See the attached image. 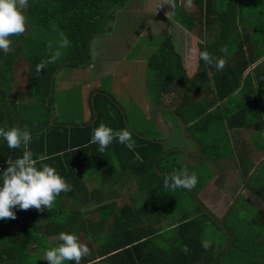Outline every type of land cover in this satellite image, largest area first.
Masks as SVG:
<instances>
[{
	"label": "trees",
	"instance_id": "1",
	"mask_svg": "<svg viewBox=\"0 0 264 264\" xmlns=\"http://www.w3.org/2000/svg\"><path fill=\"white\" fill-rule=\"evenodd\" d=\"M128 1L28 0V5L21 7L25 15V31L10 35L9 51H0V127L5 129L27 127L32 133V141L19 149H9L5 142L0 141V170L6 168L8 161L15 160L23 151L30 150L34 158L43 157L38 164L46 163L54 167L71 189L68 192H61L51 209H44L42 206L41 210L35 208L15 210V219H0V264H48L41 261L40 256L46 249L57 246L50 244L48 238L59 236L61 232L74 233L77 236L84 233L88 241L98 242V247L90 245L91 259L88 260V256H85L80 264H222L226 252L237 243L234 230L240 223H231L234 230H228L224 225L228 213L234 211L233 206L223 218V225L233 235V240L223 257L219 258L221 251L215 252L216 243L213 241L209 248L202 247V242L206 241L204 236L208 233L202 217L210 220L221 231L220 237L227 240V233L225 234L223 227L201 206L198 198L200 191L213 177L214 170L204 174L207 176L205 179L202 178V174L196 173L198 183L193 189L171 190L164 187V181L170 175L158 174L157 171L171 173L174 170L181 171L182 162H178V153L181 151H170L159 158L156 168L153 161L163 151V145L161 142L151 140L153 137L150 135L151 132L144 135L146 138L131 131L133 137L139 139V142L136 140L133 150L113 140V144L111 143L104 152H100L99 146L91 142L93 130L101 123L114 130L129 129L128 120L125 123L122 111L110 93L99 90L94 96L92 93L88 95L87 105L90 104V107L86 112L89 116L85 121L66 120L58 123L57 116L54 115L56 112L54 93L62 83L61 79L67 77L63 75L59 80L58 73L63 69L78 68L79 65L91 63L92 43L102 36L107 38L114 32L112 29L114 23L116 24L118 20L119 12L127 7ZM160 1L161 11L163 8L167 10L170 19L160 13L165 32H168L147 62L148 66H151L153 77L163 84L156 97V103L161 104L162 92L175 83L182 92L185 91V104L187 106L189 104L190 108L199 107L192 110L195 117L191 115L189 116L191 120L185 122L187 124L193 121L190 126L195 131L200 128L196 122L198 116L206 112V119L202 125L205 131L224 123L228 128L253 129L254 135L260 136L264 130V121L260 118L259 109L257 121L254 116L253 121L249 122L250 114L246 109H235L238 111L235 113H231L226 107L225 110H221L220 105L215 106L216 98L213 100L210 98L214 92H217L220 100L227 97L229 99L232 94L235 96L234 90L228 87L229 79L235 81V87H238L239 77L234 74V70L244 71L255 60H246L237 67L224 68L219 72L215 64L207 65L198 60L199 51L207 50L219 58L231 49L227 45L235 38L232 35L238 26L237 5L232 4L233 0H193L194 6L186 8L183 0ZM260 3L261 0L251 1L253 7ZM262 5L264 18V0ZM239 19L243 20L242 16ZM253 28L258 30L257 23ZM186 33L189 39L188 46L179 42ZM65 40L68 41L67 45L64 44ZM180 46L182 52L178 50ZM187 51L195 54L192 64L186 63ZM41 63L44 67L37 71V65ZM18 64L26 66L25 76L20 78L22 82L19 81L20 84L23 83L21 93L14 77V70ZM258 66L252 73L255 74L257 84H262L264 77L260 75H264V69L262 74L257 73ZM223 71L224 73L226 71V74L221 76ZM253 77L251 74L250 78ZM72 78L73 82L78 80L74 76ZM212 82L216 84V91L212 89ZM13 89L17 91L19 100L14 98L16 92H13ZM202 97L207 104H203ZM200 100L202 103H199ZM213 106L215 109L210 112ZM113 109L115 111H112ZM125 115L127 117L126 112ZM172 117L178 120L177 114L173 113ZM92 120L94 121L91 123ZM88 123L91 124L85 126ZM222 138L228 144L227 132ZM209 145H212L210 141L200 144L203 150L208 151ZM254 145L256 148L261 146L257 141H254ZM218 146L216 144L217 152ZM209 155L213 160H217L220 153ZM170 157L172 160H169ZM238 161L243 164L241 153H238ZM125 167L129 170L122 171L121 168ZM100 169L102 175L106 173V176L117 177L120 182L123 174V178L126 174L128 178L136 181L137 190L134 192L136 194L132 193L134 196L131 195L133 198L131 197L130 203L124 204L121 208L116 206L115 199L101 204L96 191H85L83 178L94 170L99 172ZM117 169L120 171L119 175L115 174ZM181 191L186 194L181 196L179 194ZM254 192L258 193L264 204V185ZM187 197L192 199L194 206L199 210L192 213L190 204L189 213H184L175 222H167L171 228L170 232L163 229L159 223H164L166 218L157 217V213L152 215L153 212L159 206H173L184 199L187 200ZM92 200L96 203L94 208ZM82 205L86 206L85 211L80 209ZM92 212L98 214L96 223L83 219L84 215ZM258 213L263 228L264 207ZM212 237L215 238V234ZM60 243L62 241H59L58 245ZM253 246L259 248L261 245L255 241ZM242 252L246 253L245 250ZM96 259L99 260L95 261ZM65 264L74 262L66 261ZM247 264L260 263L258 260L253 262L247 260Z\"/></svg>",
	"mask_w": 264,
	"mask_h": 264
},
{
	"label": "rangeland",
	"instance_id": "2",
	"mask_svg": "<svg viewBox=\"0 0 264 264\" xmlns=\"http://www.w3.org/2000/svg\"><path fill=\"white\" fill-rule=\"evenodd\" d=\"M251 1L252 0H233L232 4H237L238 19L240 16H242L243 19L241 20L242 27L248 24L250 26H255L257 23V25L261 26L262 29V24H264V18H262V0L257 7H253L251 5ZM21 7L23 6H20V8ZM140 7L145 10L143 12H140ZM159 7L160 6L158 0H129L127 2V7L119 12V15L117 17L118 20L116 24L114 23V28H112L114 32H111L107 38H104V36H102L100 39H96L92 43L91 63L84 66L79 65L78 68L74 67L63 69L58 73L57 79L59 80L63 75L74 76L78 80L74 82L71 80H66L65 82L67 83H65L63 81L64 78L61 79L63 82L61 81L62 83L59 84L58 90L54 93L57 109L60 113H57V119L65 120L68 118L69 121L80 122L78 120L85 116V112L88 111L90 107V104L87 105L88 95L92 93V96H94L95 93L99 90L100 92H102L103 90L107 91L112 95L114 102H117L116 104L118 105V108L122 109L123 112H126L130 131L136 132L137 135H140L135 129H145V132H151L150 135L153 136L151 140H155L154 137L156 134L159 137H163L165 135V139L167 140L164 142V145L167 150L171 148L180 152V149H185L186 153L188 154L187 157V154L185 152L178 153L179 160L176 156L178 162H182L183 160L180 169H187L189 173L195 172L197 174H202V178L205 179L207 178V176H205L204 174H208L211 173L212 170H216L215 162L217 160H213V157L210 158L209 153L221 154L223 152V154H229L231 151L229 149L230 146H228L227 141L224 142L225 139L222 138V136L227 132L228 137H230L233 143H239L241 145L245 143L250 147L251 143L247 134L248 129L241 128L237 132V130L233 131L235 129H229L226 124L223 123L222 125L220 123L216 127L213 126L211 130L205 131L203 130L202 125L204 124V121L206 119V112L200 114L196 121L201 129L199 128L198 131H195L191 126H187L186 129H184L181 125L180 120L185 123L191 120L189 116L193 115L195 117L192 112L195 107L190 108L189 104L188 106L185 104V91L182 92V90L175 83L170 85L164 91L165 94H163V97L165 102L163 103H165L166 106L156 103V97L159 95V92L161 91L160 89L161 87H163V84L153 77V71L151 70V66H148L147 62H149L151 56L156 51L159 42L163 40V36L165 34L167 35V32H164V23L160 22L158 19L153 20L154 22L152 21V18L155 17H152L151 14L159 11ZM238 30H241L240 26ZM179 41L180 44H186L188 46L189 39L187 37L182 36ZM262 42L264 43L263 31L255 32L254 35L250 38H247L242 35V33H240L238 37H235L230 41V43H228L227 46L229 47V49L231 48L230 50H228V53L221 56L225 61L223 70L227 65L226 61H231L233 57H235L236 63L237 59H241L238 57H242L246 52L248 54V52H251L254 49L262 50V48H264L262 47ZM200 43L201 42H198V44ZM186 47L184 49V53H186ZM180 48L181 46L178 50L182 52V48ZM247 49H250V51ZM127 51L128 54L126 53ZM125 53L126 58L125 60H123L122 64L119 63L120 65H116L115 63H111V61H109L111 60V58L115 57L122 58L124 57ZM190 53L191 52H188V59L186 63L188 62L192 64L195 58V54L190 55ZM262 54H264V51H262ZM134 58L140 60V62H134ZM233 67H237V65ZM260 69L257 70V73L262 72V70L264 69V62L262 63V67ZM25 71L26 66L21 64H18L14 70V77H16V81L18 83L17 86H19L20 93L23 91V83L20 84L19 81L22 82V79L20 78H22L23 75L25 76ZM217 71H222V69H217ZM234 74L239 77V87H235V81H233L232 79H229L228 87L229 89H233L235 92L237 91L235 96H233L232 94L229 99L227 97L223 100H220L217 92H214L215 98L217 99V104L215 106L220 105L221 110H225L224 108L226 107L231 113L238 112L235 111V109H246L250 114L248 117L249 122L253 121L254 116L255 120L257 121V110L259 109L261 112L260 118L264 121V83L251 85L250 79H247L244 82L241 78L243 70L240 69H235ZM211 86L212 89L216 91V84L212 82ZM13 92H16L14 93V98L16 100H19L20 98L17 91ZM202 95L204 97V94ZM203 97V104H207L206 100ZM202 100H200L199 103H202ZM112 111H115V109H113ZM172 112L174 113V115H178V120H175L172 117ZM165 124L175 126L176 130H173L171 128L172 131L170 130V132L168 133V128L166 127L164 133L163 127L166 126ZM186 125H189V123H187ZM132 138L134 142H136V140L137 142H139V139H137L136 137ZM253 140L257 141L260 145L264 144L262 141V134L260 136L254 135ZM204 141L206 143L210 141V143L212 144L209 145V151L207 148V150H203V146H199ZM194 142L198 144V149L195 148L196 146ZM216 144L219 145L218 152L215 149ZM189 154H193V156H189ZM160 156L161 154L156 158ZM253 158L255 161L260 160V163L261 159L264 158V154H256L253 156ZM226 159L228 160V162H225L226 166L228 168L229 166H232L233 173L231 175V178H233L234 176L238 178L239 176L236 175L239 174L237 173V169L242 168V164L239 163V168H235V166L233 165V155L226 157ZM155 160L153 161L154 166L156 165ZM169 160H172L171 157L169 158ZM259 163L256 164L245 182L248 184L247 188L249 189L252 187L253 182H258L260 178L262 179V175H264V162H261L260 164ZM256 168L258 169L254 173L253 171ZM158 172L159 171H157V173ZM246 172H248V169L246 170ZM98 173V170H94L93 173H90L91 179L93 180L92 184L96 186L99 185L100 180L98 177ZM88 175L89 173L87 174V177ZM251 175V178L253 179L250 182ZM219 180H221V176L217 174L208 184L204 186L203 191L201 192V200L203 201V205H205V207H207L212 212L216 211L215 214L219 217H222L227 210V206L225 200L220 197L221 195L218 193V191H214V187H217L219 189ZM116 188H118L117 193L120 196L116 200L117 207H121L124 204L130 203L131 197L133 198L134 194H136L134 193L136 191H133L134 189H136L133 182L131 185H129L128 181L126 185H118ZM128 192L133 196L128 197ZM104 193L105 194H103L100 198L101 204H104L107 199L112 198L110 196L111 193L108 192L107 194L105 191ZM252 193L253 199L247 198L244 194L240 195L237 199L236 205H234V211L230 210L231 212H229L227 215L224 225L228 228V230H234L231 223H240V226H238L234 230L237 238V243L236 245L230 247L226 254L224 253L225 256L222 264H247V260H250L252 262L258 260L260 264H264V251L262 243L259 248L253 246V243L257 241V238L264 234V227L262 228L261 217L258 213L260 209L259 206L262 207L263 202L262 198L259 199L258 193H255L254 191ZM142 194L143 193H139V195ZM179 194L183 196L186 194V192L181 191ZM91 203L93 205V208L96 207V203L94 202V200H92ZM190 204H192L191 212L196 213L199 209L194 206L192 199L190 197H187V200L184 199L183 202L175 204L173 206H159L158 208H156L152 215H155L157 213V217L166 218L165 222H160L159 225H161L163 229H167V231L170 232L171 228L170 226H168L169 224L167 222H175L184 213H189L188 209H190ZM212 214L214 215V213ZM97 215V212H92L90 214L84 215L83 219L85 221H89L90 223H96ZM202 220L204 222V225H206V229L208 231V233L205 234L204 238L206 240L215 242V252L221 251L219 258L221 255L223 257V250L226 248L227 242L229 240L228 235L227 240L225 237H220V235L222 234L221 231L218 230L210 220L205 217H202ZM213 234H215V238L212 237ZM78 237L80 241L82 243H85L90 249V244L88 240L85 239L84 233L80 234ZM48 239L51 244H57L60 241L59 236H50ZM93 245L95 247H98V242H95ZM244 250L246 253L242 252ZM88 256H92L91 252L88 254Z\"/></svg>",
	"mask_w": 264,
	"mask_h": 264
},
{
	"label": "clouds",
	"instance_id": "3",
	"mask_svg": "<svg viewBox=\"0 0 264 264\" xmlns=\"http://www.w3.org/2000/svg\"><path fill=\"white\" fill-rule=\"evenodd\" d=\"M183 2L186 8L194 6L193 0ZM27 5L28 0H0V51H9L10 35L25 31V15L20 6ZM64 44L67 45L68 41L65 40ZM198 60L207 65L215 64L218 70L223 69L225 64L224 59L214 57L207 50L199 51ZM43 67V63L38 64L37 71ZM132 137L133 133L127 128L114 130L101 123L93 130L91 142L99 146L100 152H104L113 140L133 150L135 142ZM0 141L5 142L9 149H19L31 143L32 133L27 127H0ZM40 160H43V157L34 158L33 152L26 150L20 157L8 161L6 168L0 170V219H15V210H41L42 206L44 209H51L61 192L70 191L71 186L56 169L46 163L38 164ZM197 183L195 172L189 173L187 169L174 170L164 181V187L171 190L193 189ZM59 240L62 243L44 252V259L48 264H65L66 261L80 264L81 259L90 253L89 247L74 233L61 232ZM210 246L211 241L202 242L205 249Z\"/></svg>",
	"mask_w": 264,
	"mask_h": 264
},
{
	"label": "crops",
	"instance_id": "4",
	"mask_svg": "<svg viewBox=\"0 0 264 264\" xmlns=\"http://www.w3.org/2000/svg\"><path fill=\"white\" fill-rule=\"evenodd\" d=\"M147 1H149V0H147ZM159 1V6L161 5L160 3H161V1L160 0H158ZM237 5V4H236ZM145 9H143V8H139V11L140 12H143ZM160 13H162V16H165L166 18H168V19H170V14L168 13V11L167 10H165L164 8L162 9V11H161V9H160V7H159V11H157L156 13L154 12V13H152L151 14V16L152 17H155V18H152V21L153 20H159L160 22H163V20L162 19H160L161 18V16H160ZM165 21V20H164ZM154 22V21H153ZM240 24V25H239ZM239 26L241 27V30H238L239 29ZM253 27H255V26H250L249 24L248 25H245L244 27H242L241 26V20L240 19H238V26H237V29L234 31V33H233V35L232 36H234V37H238L239 35H240V33H242V35H244L245 37H247V38H250L251 36H253L254 35V33L255 32H257V31H260V32H264V29H261V26H259L258 25V30H254V28ZM262 28H264V25H262ZM166 30H167V28H166ZM250 31H253V32H250ZM164 32H165V26H164ZM166 32H168V31H166ZM243 32H245V33H243ZM235 34V35H234ZM188 36V33H186L185 34V37H187ZM180 42V41H179ZM247 50H249L250 51V49H247ZM127 54H128V51L126 52ZM126 53L124 54V57H122V58H111V60H109V61H111V63H115L116 65H120L119 63H123V60H125V58H126ZM238 58H241V59H237V61H236V63H235V57H233L232 58V60L231 61H229V62H227L226 61V63H227V65H226V69H229V67H233V66H238V64L239 63H244L246 60H248V61H250L251 59L252 60H255L254 62H253V64H251V65H249L248 66V68L247 69H245L244 71H243V74H242V76H241V78L243 79V81L245 82L247 79H250V82H251V85H256L257 84V80H256V78H255V74L254 73H252V70L257 66V65H259L258 66V68L260 69L261 67H262V63L264 62V54H262V50H260V49H254L253 51H251V52H248V54H247V52L245 53V54H243V56L242 57H238ZM187 59H188V57H187ZM187 59H186V61H187ZM135 61H138V62H140V60H137L136 58H134V62ZM261 70V69H260ZM226 74V71H225V73H224V71H223V73L221 74V76H224ZM251 74H253L254 75V77L251 79L250 78V76H251ZM260 74H262V72L260 73ZM260 76H262V77H264V75H260ZM66 79H64L63 81L65 82L66 80H72L73 78H72V76H67V77H65ZM62 81V82H63ZM65 83H67V82H65ZM189 85H190V83H189ZM189 85H188V87H189ZM188 87H187V89H188ZM239 87V86H238ZM67 89H69V88H67ZM186 89V90H187ZM57 90H58V88H57ZM13 91H14V89H13ZM103 92H107V91H104L103 90ZM237 92V91H236ZM235 91H233V93H236ZM97 93V92H96ZM95 93V94H96ZM163 94H165V92H163ZM164 96V95H163ZM193 96H195V95H193ZM211 97V99L213 100V99H215V94L213 93L212 95H210ZM92 100H93V98H92ZM211 100V101H212ZM163 102H165V100H164V97H162V100H161V104L162 105H165V103H163ZM93 103V102H92ZM216 104H217V99H216ZM166 106V105H165ZM56 112L54 113V115L56 114V116L58 117V114L57 113H59V111H58V109H57V105H56ZM215 109V106H213L212 108H210V112L212 111V110H214ZM170 112V111H169ZM173 113V112H172ZM60 114V113H59ZM122 114H123V112H122ZM80 115V114H79ZM85 116L83 117V118H81L80 120H78V121H85V120H87V118H88V116H89V113L88 112H85V114H84ZM71 116H72V114H71ZM123 116H125L126 117V115H124L123 114ZM64 117V116H63ZM53 118H54V116L52 117V120H53ZM127 118V117H126ZM68 119V118H67ZM67 119H65V120H60V119H58V123L61 121V122H64V121H66ZM52 120H50V123H52ZM67 121H69V119L67 120ZM94 120H92L91 121V123L93 122ZM126 121H127V119H126ZM196 121V120H195ZM180 122H181V120H180ZM91 123H88V124H86L85 126H88V125H90ZM193 124V121L192 122H189V125H186V126H190V125H192ZM166 126H164L163 128H164V133H165V128L167 127L168 128V133L170 132V130L172 131V129L174 130H176V127L175 126H171V125H169V124H165ZM183 127V126H182ZM172 128V129H171ZM229 129H235V130H233V131H236L237 130V132L241 129V128H239V129H237V128H229ZM248 129V128H247ZM136 131H137V133L138 134H140V136H143V137H146V136H144L145 134L147 135V134H150V132H145V129H141V130H137V129H135ZM134 130V131H135ZM156 131V130H155ZM248 132H247V134H248V138H249V141H250V143H251V146L249 147V146H247V144H243V145H241V144H239V143H233L232 142V140L230 139V137H228V139H229V142H228V146H230V150H231V153L230 154H226L225 155V153H224V155H223V152H222V154H220L219 156H217V161L215 162V165H216V170H214V174L215 175H220L221 176V180H219L218 182H219V184H218V186H219V189L217 188V187H214V191H218V193L221 195L220 197L221 198H223V200H225V202H226V206H227V210H226V212L224 213V215L226 214V213H228L229 211H230V209H232V207L234 206V205H236V202H237V199H238V197L240 196V195H242V194H244V195H246V197L247 198H250V199H253V197H252V192L253 191H255V190H257V189H259L260 188V186L263 184L264 185V175H262V179L260 178L259 179V181L257 182H253V185H252V187L249 189V188H247L248 187V184L247 183H245L246 182V180L248 179L247 177L250 175V173L252 172V170L254 169V167L256 166V164H258L259 163V161L260 160H258V161H255L254 160V158H253V156L254 155H258L259 153H263L264 154V145H261V146H259L258 148H256V146L254 145V140H253V137H254V130L253 129H248L247 130ZM158 132V131H157ZM133 133H135L136 134V132H133ZM159 133V132H158ZM228 134V133H227ZM262 134V141H263V143H264V130H263V132L261 133ZM137 135V134H136ZM157 136V137H156ZM155 136V140L156 141H163V147L162 148H164V150H166L167 151V149L165 148V145H164V142L167 140V139H165V135L163 136V137H159L158 135H156ZM147 138V137H146ZM240 146H242V147H240ZM196 148V147H195ZM198 149V148H197ZM182 149H180V151H181ZM252 150V151H251ZM169 152L170 151H177V150H173V149H169L168 150ZM181 152H185L186 153V151H185V149H183V151H181ZM252 152V153H251ZM238 153H241L242 154V157H243V164H242V168H239V163H240V161H238ZM187 154V153H186ZM188 155V154H187ZM230 155H233V158H234V163H233V165L235 166V168H239V169H237V173H239V174H236V175H238L239 177L238 178H236L235 176L233 177V178H231V175H232V173H233V171H232V166H229V168L226 166V163L225 162H228V160L226 159V157H228V156H230ZM189 156H193V154L191 155V154H189ZM182 162H183V160H182ZM261 162L263 163L264 162V158L263 159H261ZM260 162V163H261ZM259 163V164H260ZM250 164H252V165H250ZM248 165H250V166H248ZM120 168V167H119ZM126 168V169H125ZM124 169L123 168H121L122 169V171L124 170V171H127V170H129V168L128 167H125ZM248 169V172H246V170ZM257 169L258 168H256L253 172L255 173L256 171H257ZM264 170V169H263ZM262 170V171H263ZM116 171V170H115ZM119 173H120V171H119V169H117V172H115V174L116 175H119ZM123 173V172H122ZM126 173V172H125ZM121 175V174H120ZM215 175H213V177L215 176ZM253 175V174H252ZM252 175L250 176V182L252 181V179L253 178H251L252 177ZM123 176H124V174L122 175V179H121V182H120V180H118L117 179V177L116 178H114V176H106V173L104 174V175H102V171H101V169H100V171H99V173H98V177H99V185L98 186H96V185H93L92 184V182H93V180L91 179V176H90V173H89V175H88V177L92 180L91 182L89 181L90 179L88 178V177H85V178H83V181H84V185H85V188H86V190L85 191H96L97 192V199H98V201L100 200V198L102 197V195L103 194H105L104 193V190H105V192L108 194V192L109 193H111L110 194V196L112 197L111 199H107L106 201H105V203H107V202H111L113 199H115V201L120 197L119 195H118V193H117V189L118 188H116L118 185H126L127 183H128V181H129V185H131L132 184V182H133V184H135V187H136V189H134L133 191H136L137 190V185H136V181L134 180V179H132L131 177L130 178H128L127 177V175L125 174V178H123ZM244 176H246V178H244ZM213 177L211 178V180L213 179ZM210 180V181H211ZM115 181V182H114ZM209 181V182H210ZM208 182V183H209ZM207 183V184H208ZM108 185V186H107ZM93 186H96V187H93ZM107 186V187H106ZM103 187V188H102ZM109 189V190H108ZM246 189V190H245ZM203 191V189L200 191V193L198 194V197L202 194L201 192ZM220 191V192H219ZM132 192V191H131ZM214 193V192H213ZM128 197H131V195H130V193H129V195H128ZM200 198V200H201V198H202V195L199 197ZM96 200V199H95ZM201 202L203 203V201L201 200ZM205 204H208V203H205ZM123 206V205H122ZM121 206V207H122ZM205 206V205H204ZM120 207V208H121ZM212 207V206H211ZM260 207V209H259V211L258 212H261L262 211V208L264 207V204H262V207L261 206H259ZM91 208V207H90ZM207 208V207H206ZM255 208H256V206H255ZM82 211H85L87 208H86V206H84L83 207V205H82V207L80 208ZM212 212V211H211ZM212 213H214V215L217 217V218H221V217H219L218 215H216L215 213H216V211H214V212H212ZM224 215L222 216V217H224ZM82 234V233H81ZM80 235V234H79ZM264 235V234H263ZM259 236L258 237V240H257V242H259L260 243V245H261V243H262V247H263V251H264V236ZM86 239V238H85ZM87 240V239H86ZM48 241H49V239H48ZM50 242V241H49ZM88 242H91V243H89L90 245H92L94 248H95V246L93 245L94 243H95V241L93 240H90V241H88ZM51 244V243H50ZM52 245H58V243L57 244H52ZM90 252H91V250H90ZM88 256V255H87ZM91 259V257H89L88 256V260H90ZM40 260L41 261H43V262H47L45 259H44V252L41 254V256H40ZM99 259H96L95 261H98Z\"/></svg>",
	"mask_w": 264,
	"mask_h": 264
},
{
	"label": "water",
	"instance_id": "5",
	"mask_svg": "<svg viewBox=\"0 0 264 264\" xmlns=\"http://www.w3.org/2000/svg\"><path fill=\"white\" fill-rule=\"evenodd\" d=\"M92 102H93V100H92ZM124 121H125V123H126V118H125V116H124ZM181 125L183 126V128L184 129H186V124L181 120ZM159 142V141H158ZM162 144H163V141H160ZM195 143V146H196V148H198V144L196 143V142H194ZM169 151L167 150H164V148H163V152L161 153V156L160 157H158V158H156V160H155V164H156V162H157V160L159 159V158H161V157H163V156H165L167 153H168ZM155 167H156V165H155ZM157 168V167H156ZM159 174H172L171 172H168V171H166V172H158ZM201 206L202 207H204V209L208 212V213H210V214H212L211 213V211L208 209V208H206L204 205H202L201 204ZM213 215V214H212ZM213 217H214V219L216 220V222L219 224V225H221L222 227H223V229L225 230V232L227 233V235H228V237H229V240H228V242H227V246H226V248L223 250V254H224V252L226 251V249L229 247V245L231 244V242H232V239H233V237H232V235L226 230V228L222 225V221H223V218L224 217H221V218H217L215 215H213ZM220 258H222V255L220 256Z\"/></svg>",
	"mask_w": 264,
	"mask_h": 264
},
{
	"label": "flooded vegetation",
	"instance_id": "6",
	"mask_svg": "<svg viewBox=\"0 0 264 264\" xmlns=\"http://www.w3.org/2000/svg\"><path fill=\"white\" fill-rule=\"evenodd\" d=\"M121 111L123 112V110L121 109ZM123 114L125 115V112H123ZM126 118V117H125ZM127 119V118H126ZM183 151V149L181 150ZM186 151V150H185ZM199 198V197H198ZM199 202H201V200L199 199ZM201 204L203 205V203L201 202Z\"/></svg>",
	"mask_w": 264,
	"mask_h": 264
},
{
	"label": "bare ground",
	"instance_id": "7",
	"mask_svg": "<svg viewBox=\"0 0 264 264\" xmlns=\"http://www.w3.org/2000/svg\"><path fill=\"white\" fill-rule=\"evenodd\" d=\"M152 99V98H151ZM114 120V119H113ZM149 141V140H148ZM187 142V141H186ZM113 144V143H112ZM200 146V145H199ZM107 187V186H106ZM105 191V190H104ZM145 191V190H144ZM129 193V192H128ZM146 195V194H145Z\"/></svg>",
	"mask_w": 264,
	"mask_h": 264
}]
</instances>
